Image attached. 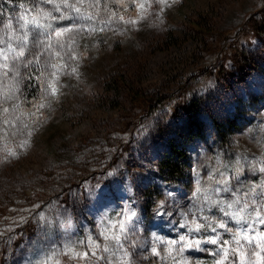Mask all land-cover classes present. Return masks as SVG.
<instances>
[{"label":"rangeland","instance_id":"rangeland-1","mask_svg":"<svg viewBox=\"0 0 264 264\" xmlns=\"http://www.w3.org/2000/svg\"><path fill=\"white\" fill-rule=\"evenodd\" d=\"M251 17L264 0H0V264H264Z\"/></svg>","mask_w":264,"mask_h":264},{"label":"trees","instance_id":"trees-1","mask_svg":"<svg viewBox=\"0 0 264 264\" xmlns=\"http://www.w3.org/2000/svg\"><path fill=\"white\" fill-rule=\"evenodd\" d=\"M254 34L257 36H260L262 32H264V18L261 17L260 19L257 17H251V19H248V25H247ZM196 30L199 31H204L205 29L203 27H197ZM246 31V29H245ZM221 34V31H217L215 35L219 36ZM233 61L236 62L237 64L240 65H248V61L246 60V57L240 52V50H235L233 51ZM242 59L245 60L242 61ZM123 80V78H120ZM125 91H128V94H130L129 98L131 99V103L133 102L134 104L142 105L145 102H147L146 99L141 98V96L137 95L136 92H134L130 88H126ZM227 126H230L227 124ZM192 130V128L190 127ZM187 140V139H185ZM184 142L178 143H173V145L169 146V154L165 156V158L160 161V168L163 170V174L165 177L170 178L173 177L174 175H179L182 172V169L184 167V162L186 160V153H185V148L183 146Z\"/></svg>","mask_w":264,"mask_h":264},{"label":"clouds","instance_id":"clouds-1","mask_svg":"<svg viewBox=\"0 0 264 264\" xmlns=\"http://www.w3.org/2000/svg\"><path fill=\"white\" fill-rule=\"evenodd\" d=\"M256 78H258L260 80L261 84H264V75H262L261 73H257V77ZM248 95H250V96H255L256 95V91L251 89V85H249V93H248ZM243 98H244V94H243V90H241L240 99H243ZM237 106H238L237 104L231 105L230 108L228 109V112L231 113V109L232 108H236Z\"/></svg>","mask_w":264,"mask_h":264},{"label":"snow or ice","instance_id":"snow-or-ice-1","mask_svg":"<svg viewBox=\"0 0 264 264\" xmlns=\"http://www.w3.org/2000/svg\"><path fill=\"white\" fill-rule=\"evenodd\" d=\"M214 242V241H213Z\"/></svg>","mask_w":264,"mask_h":264}]
</instances>
